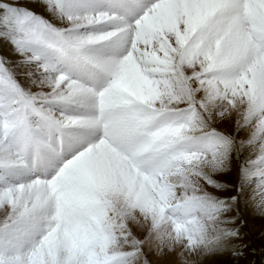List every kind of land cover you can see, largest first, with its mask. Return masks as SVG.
<instances>
[{"label": "snow or ice", "instance_id": "6c2138e0", "mask_svg": "<svg viewBox=\"0 0 264 264\" xmlns=\"http://www.w3.org/2000/svg\"><path fill=\"white\" fill-rule=\"evenodd\" d=\"M34 3L0 0L20 58L0 57V264L242 259L241 203L264 218V0Z\"/></svg>", "mask_w": 264, "mask_h": 264}, {"label": "rangeland", "instance_id": "374dc122", "mask_svg": "<svg viewBox=\"0 0 264 264\" xmlns=\"http://www.w3.org/2000/svg\"><path fill=\"white\" fill-rule=\"evenodd\" d=\"M27 7L32 8L34 11L40 14H44L43 10L34 3V0H23ZM45 15V14H44ZM47 16V15H45ZM4 43L0 42V57L7 58L8 61L14 65V63L9 59L4 52ZM11 66V65H10ZM221 182L232 180L233 176H221L218 177ZM248 207H245L243 202L240 206V223L237 225L240 228L241 240H233L234 244H243L246 245L244 249V256L239 261L233 260V258L228 255H215L208 256L201 260L200 264H264V225H262V220L264 218L259 215L252 214L253 219L256 222L257 231L250 230L249 224L246 219Z\"/></svg>", "mask_w": 264, "mask_h": 264}, {"label": "bare ground", "instance_id": "6f19581e", "mask_svg": "<svg viewBox=\"0 0 264 264\" xmlns=\"http://www.w3.org/2000/svg\"><path fill=\"white\" fill-rule=\"evenodd\" d=\"M4 52L5 54H7L8 57H10L9 59L15 64V62L20 59L14 52V49L12 48V46L10 44H7V43H4ZM246 136V134H244ZM234 178V176H233ZM252 214H255V212L253 211V209L251 207H248L247 209V213H246V219H247V222L249 224V227H250V230H253V231H257L258 230V227H256V222L255 220L253 219V215ZM262 222V225H264V220L261 221ZM175 257H169L168 260L171 261V260H174ZM201 262V261H200ZM165 264H167V261L165 262Z\"/></svg>", "mask_w": 264, "mask_h": 264}]
</instances>
